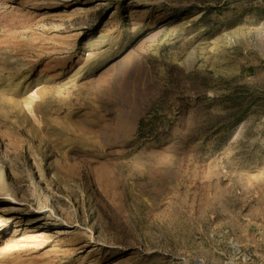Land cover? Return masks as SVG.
Segmentation results:
<instances>
[{
  "label": "rangeland",
  "instance_id": "1",
  "mask_svg": "<svg viewBox=\"0 0 264 264\" xmlns=\"http://www.w3.org/2000/svg\"><path fill=\"white\" fill-rule=\"evenodd\" d=\"M0 264H264V0H0Z\"/></svg>",
  "mask_w": 264,
  "mask_h": 264
}]
</instances>
